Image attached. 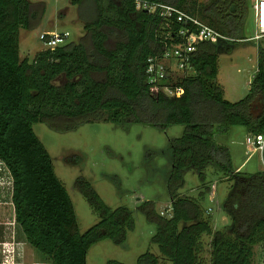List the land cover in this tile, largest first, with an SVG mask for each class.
<instances>
[{"label": "trees", "instance_id": "trees-1", "mask_svg": "<svg viewBox=\"0 0 264 264\" xmlns=\"http://www.w3.org/2000/svg\"><path fill=\"white\" fill-rule=\"evenodd\" d=\"M68 1L77 7L85 34L29 60L19 56L20 30L41 18L42 6L0 0V163L12 182L14 220L25 242L50 264H86L92 245L107 238L122 244L134 227L128 208L112 210L79 177L75 187L100 222L83 234L78 231L70 196L34 124L58 131L86 122L146 124L161 131L184 125L183 135L169 142L170 212L162 216L146 203V216L156 225L152 243L170 264H253L255 246L264 255V170L238 172L229 148L219 141L228 139L234 127H243L247 135L264 133V47L258 45L257 70L243 99L228 102L216 82L218 56L248 39L251 0H211L200 10L187 8V0H145L178 7L223 37L197 44L191 74L174 84L182 89L175 96L146 82V62L162 52L169 33L157 14L137 10L133 0ZM178 27L173 24L170 32ZM207 164L232 182L222 204L231 221L228 229L214 228L211 208L203 207L209 186L196 198L175 194L183 171H197L203 182ZM159 263L146 252L135 264Z\"/></svg>", "mask_w": 264, "mask_h": 264}, {"label": "rangeland", "instance_id": "rangeland-1", "mask_svg": "<svg viewBox=\"0 0 264 264\" xmlns=\"http://www.w3.org/2000/svg\"><path fill=\"white\" fill-rule=\"evenodd\" d=\"M29 1L42 6V15L32 27L20 30L21 59L31 60L44 49L39 40V34L43 32H68L69 43L78 42L85 34L77 19V7L68 0ZM210 1L187 0L186 7L200 10ZM254 31L252 13L248 38ZM258 45L264 47V41L246 40L235 44L229 53L218 56L216 82L228 102H237L247 95L257 70ZM187 74H191L190 71ZM33 130L50 155L54 172L70 196L81 234L98 224L100 217L75 187L79 177L92 185L109 208L126 207L132 214L134 227L127 231L125 241L122 244H115L109 238L98 241L87 251L86 264H107L108 261L135 264L137 258L146 252L157 256L159 264H170L152 243L156 225L147 218L145 209L148 202L150 209L157 214L167 216L170 212L168 176L172 165L169 142L183 135L184 125H172L161 131L146 124L86 122L70 130L58 131L45 123H37ZM246 135L243 127H234L230 137L219 142L229 148L235 170L253 174L264 170V157L258 153L245 154ZM203 173L205 179L202 182L197 171H183L182 182L175 194L196 198L204 186H209L212 188L210 194H214L209 199V193L205 191L203 207L211 208L210 214L217 229H228L231 221L222 210V204L232 182L212 164H207ZM11 192L10 176L0 163V264H50L25 242L14 220ZM253 264H264L261 246L254 247Z\"/></svg>", "mask_w": 264, "mask_h": 264}, {"label": "built area", "instance_id": "built-area-1", "mask_svg": "<svg viewBox=\"0 0 264 264\" xmlns=\"http://www.w3.org/2000/svg\"><path fill=\"white\" fill-rule=\"evenodd\" d=\"M133 1L137 10L157 14L169 30L162 41V52L149 57L146 62V82L160 89L166 96L180 95L182 89L175 88L174 84L188 75L197 44L216 43L223 37L198 17L178 7L145 0ZM251 2L255 31L247 40L264 41V0H251ZM173 24L179 25L175 33L170 32ZM69 37L68 32L46 31L39 34V40L45 46L43 50H53L62 46L68 43ZM173 72L182 75L175 76ZM244 145L246 155L258 153L264 157V133L255 136L246 135Z\"/></svg>", "mask_w": 264, "mask_h": 264}, {"label": "crops", "instance_id": "crops-1", "mask_svg": "<svg viewBox=\"0 0 264 264\" xmlns=\"http://www.w3.org/2000/svg\"><path fill=\"white\" fill-rule=\"evenodd\" d=\"M211 189H212V188H210V190H211ZM210 193H211V191H210ZM210 193H209V199H212V196H213L214 193H213L212 195H211ZM210 197H211V198H210ZM206 209H209V208H206ZM212 217H213V216H212ZM214 223H215V220L213 219V224H214ZM214 228H217V227H215V224H214ZM18 264H21V263H18Z\"/></svg>", "mask_w": 264, "mask_h": 264}]
</instances>
